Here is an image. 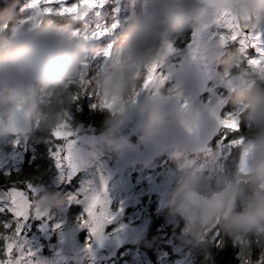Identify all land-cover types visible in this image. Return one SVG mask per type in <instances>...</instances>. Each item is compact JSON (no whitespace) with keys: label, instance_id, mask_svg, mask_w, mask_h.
I'll list each match as a JSON object with an SVG mask.
<instances>
[{"label":"clouds","instance_id":"1","mask_svg":"<svg viewBox=\"0 0 264 264\" xmlns=\"http://www.w3.org/2000/svg\"><path fill=\"white\" fill-rule=\"evenodd\" d=\"M44 5L41 2L26 22L7 32L0 24V148L33 130H62L68 135L63 137L61 151L84 167L104 151H138L139 146L132 145L125 134L129 122L136 118L141 143L162 150L170 130L191 132L204 111L215 114V106L180 103L177 90L165 92L155 80L158 63L176 51L178 40L190 34L194 51L209 63L223 66L218 78L237 107L234 114H238L243 139L238 161L230 169L218 168L205 176L194 170L190 161L178 166L163 196L168 221L185 245L196 246L217 234L243 245L249 236L264 240V57L256 52L260 66L247 61L250 67L240 68L241 47H214L205 39L210 22L233 19L242 22L253 36L259 33L258 46L264 48V0H140L138 8L118 22L116 42L103 49L106 59L90 77L86 76V57L91 38L85 36L96 30L80 32L71 19L64 23L45 19L39 15L45 13ZM169 45L172 51L166 52ZM234 67L239 71L232 73ZM149 69L153 75L145 87ZM150 84L153 90L143 92ZM90 85L93 108L103 114L98 135L72 130L68 123L75 98ZM102 187L107 195L103 183L92 195ZM58 203L55 193L37 185L25 211L42 215ZM33 257L17 231L5 237L0 261L54 264ZM262 260L264 254L256 260L249 258L246 264H261Z\"/></svg>","mask_w":264,"mask_h":264},{"label":"rangeland","instance_id":"2","mask_svg":"<svg viewBox=\"0 0 264 264\" xmlns=\"http://www.w3.org/2000/svg\"><path fill=\"white\" fill-rule=\"evenodd\" d=\"M139 2L140 0H105L102 5L92 7V17L80 24V28H77L76 30L88 33L89 31L97 30V28L107 27L114 21L119 22L123 20V18H125L130 12L135 11L139 6ZM30 3L31 0H28L22 6H20L19 10L23 14V16L20 18L18 23L22 21L26 22L27 18L31 14L36 13L33 8L30 7ZM74 3H79V0H71L70 2H64L62 4L64 6H71ZM44 6L58 8L61 6V3H51ZM48 14L50 13H39V15L43 18H45ZM51 14L55 15L58 13ZM66 18L67 20L68 18L74 19V16H68ZM225 26L226 23L224 21L209 23L205 39H207L210 45L220 48L225 45L226 40L223 42V44H221V35L216 31L217 27ZM12 27H9L8 30H10ZM118 34L119 30L115 29L113 30V32L105 33L99 38L90 39L95 41L87 46L88 55L86 57V62L88 67L86 70V76L90 77L93 74L94 70L104 63L106 58L103 55V49L109 45L114 44L117 40ZM235 41L239 42V37ZM175 47L176 51L166 55L162 59V61L158 63V66L155 69V80L161 83V88H164L165 92L170 89L177 90L179 92L180 103L195 104L201 108H204V106H215V114H212L211 111H204L197 125L191 132L183 128L170 130L168 133L166 146L162 150H182L191 155L204 152V154L207 153L212 158L223 156L229 150L228 145L220 146L218 149L212 151L208 147L209 141L224 124L222 123L221 119V111L225 107L226 102L231 99L229 89L225 87V85L221 83L218 78V74L223 71V66L219 64L209 63V61L205 57H202L200 55L198 50L194 51L192 47L191 35L187 41H184L183 39L178 40L175 44ZM247 49H251V47ZM252 52V58H255L258 53H256V51ZM152 90V85L150 84L146 92H150ZM85 92L87 93L93 105L94 95L92 94V86L90 85L89 88L85 90ZM143 92H145V88L143 89ZM218 98L222 102L218 106H216ZM131 122V125L135 129L134 132L136 133V128L139 127V122L136 118L131 120ZM72 130H78V132L95 135L93 132H89L87 129ZM139 134L141 135V133ZM54 139L60 142L58 146H60L61 148V146L65 142L64 139L57 138L55 136ZM18 144H21V146L26 145L25 138H14V143L0 148L6 149L9 152L8 160L4 164L5 172H9L19 165L17 152L18 150H20V148H17ZM146 147L147 148L145 150V153L143 152L135 158L129 157L130 159L128 158L123 163L116 162V168L114 172L112 173L111 171L112 174L106 177L107 182L105 184V188L107 191L108 203L109 201L117 199V204L119 205L117 215L113 217L110 222H106L103 225V228L106 225H111L112 221L117 220V217L122 214L123 210L128 205L137 200V194L125 186L123 174L129 167L135 166L140 162H147L149 156L152 153L159 152V150H155L147 144ZM56 149L57 147L51 150V153H49V156L50 158H52V161L54 163V174L53 177H51L49 184H21L8 182V184L4 186L8 192L13 187L25 192V210H27L30 205L31 195L35 192L37 185L42 186L48 191H53V193L59 196L63 185L71 182L72 179L81 170L82 167L77 166L76 164H74V162H72L73 166L71 167L67 163H63L61 168H57L56 160L52 155V153L55 152ZM103 153H106L109 156H113L112 152L110 151H104L101 154ZM132 153L133 151H128L120 153V155L123 157H127ZM63 154L64 152L61 151V158L63 157ZM101 154L98 155L93 163L87 165V167L95 164V162L100 159ZM96 169L97 171H99L100 167L97 166ZM200 170L202 169H199V171ZM99 184L100 183L96 181L87 185V187L85 188V192L86 194H88L89 198L93 192L99 190ZM29 185H31V187H29ZM149 191L158 192L164 195L165 187L158 186L156 184H150L147 192ZM12 208L13 205L10 199L8 202L0 204L1 213H9L13 218L20 219L24 223H26L27 229L25 233H23V237L25 239L26 233L31 235L29 241H25L27 242V245L31 252L34 253L33 258L39 257L46 260H52L54 264H93L101 262L102 264H109V261H112L116 258L117 252L120 248L130 245L134 248L128 249V251L131 253V257L127 264L190 263L185 253L179 248L177 250L179 257L173 260H167L165 254L162 252L159 253L156 250V247L153 246V241H144V249H151L153 257L149 258L148 255L143 256L140 253L141 248H138V244L142 241L143 237L141 235V230L144 231L145 229L141 228L140 232H135L129 235H120V233L125 228V226L121 224L120 220L115 223V226H112L111 231L109 232L104 231L102 228L101 239L97 240L94 236H92L87 227H80L79 230L74 233L61 235V233L57 232L56 230L58 228H62V226L65 224V221L60 213L54 212L53 207H51L46 213L42 215H37L29 211L26 217H17L12 211ZM80 231H82L85 236L90 239L88 249H85V244L79 245L78 243L77 236L79 235ZM133 236H135L136 238L132 239ZM160 237H164V235L158 234L154 238L157 239ZM138 250L140 251L139 253Z\"/></svg>","mask_w":264,"mask_h":264},{"label":"trees","instance_id":"3","mask_svg":"<svg viewBox=\"0 0 264 264\" xmlns=\"http://www.w3.org/2000/svg\"><path fill=\"white\" fill-rule=\"evenodd\" d=\"M28 0H0V24H5V30L12 27L19 22L23 14L19 8ZM30 1V0H29ZM69 15L66 14H48L45 19L53 20L57 23H64ZM71 19V18H68ZM72 20L74 29L80 28V24ZM216 31L222 36H228L231 31L228 27H217ZM7 32V31H6ZM190 38V34H186L184 41ZM241 47L239 42L235 40H226L222 48L234 49ZM253 57L251 49H246L242 53V61L240 68H249L247 61ZM232 73L239 71V68H233ZM166 87V86H165ZM164 91V88L162 89ZM237 111V107L233 104L232 99L226 102L225 107L221 111V119L224 121L229 114ZM103 114L95 111L92 107V102L86 92L79 95L76 101L72 104L69 110V125L71 129H87L98 135L102 128ZM131 122V121H130ZM129 122L125 129V134L132 145H138V151L133 152L127 157L112 152L113 156L106 153L101 154L100 159L90 166H84L72 179L71 182L63 185L62 190L58 196L59 203L53 206L54 212H58L63 216L65 224L62 228L56 231L61 235L74 233L81 227L79 224V217L84 215V209L88 204V194L85 188L88 184L99 182L105 186L106 177L112 174L116 168V162L123 163L129 157L135 158L141 153H145L146 144L141 143L140 127L135 129ZM235 126V121H228L227 124L219 129L214 134L208 143L210 150H216L220 146L228 145V152L219 157L212 158L204 152L199 154H188L182 150H162L157 153H152L147 162H140L135 166L129 167L123 174L125 186L137 194V200L128 205L117 217L113 220L111 225H106L103 230L111 231L112 226L120 220L121 224L125 226L120 235L133 234L141 230L142 241L139 242L138 248L145 250L149 258L153 257L151 249H144V241H153L154 247L156 237L158 234H163L165 238H171L172 233L177 230L169 223L166 209L163 207V196L161 193L147 190L150 184L164 186L165 189L168 183L171 182L173 175L177 172L178 166L183 162L190 161L194 170L199 174L210 176L211 172L216 169H230L238 161L240 153V145L233 144L232 141L236 139H243L241 136L242 126L238 131L230 130ZM140 135V136H139ZM14 138H25L26 145L18 144L17 148H23L25 151V162L18 163V167L9 171V175H5V171H0V186H5L10 183H31V184H49L51 177L54 174V163L50 158L49 153L55 149L60 142L54 139L52 131L33 130L24 134L15 136ZM128 152V150L124 151ZM123 153V152H122ZM129 158V159H130ZM100 170L97 171L96 167ZM199 169H202L199 171ZM112 171V173H111ZM53 192V191H51ZM118 200H112L108 203V211L115 217L118 212ZM19 226V234L23 236L27 227L20 219L13 218L9 213L0 212V251L3 249L5 237L10 236L16 232ZM29 229V228H28ZM30 234L26 233L25 240L29 241ZM163 237V238H164ZM79 245L85 244L87 241L90 244V239L80 231L77 236ZM129 246L120 248L117 252L116 258L109 261V264H127L131 253L128 251ZM181 249L189 260V264H246V261L258 259L264 254V240H258L255 237L249 236L247 245L235 242L231 237L225 234H217L212 238L201 241L196 246L185 245L180 243L177 250ZM156 250L162 252L156 247ZM140 251L138 250V253ZM141 253V252H140ZM163 253V252H162ZM167 260H173L179 257L175 253L172 256H166ZM93 264H102L93 263ZM264 264V260L261 261Z\"/></svg>","mask_w":264,"mask_h":264},{"label":"snow or ice","instance_id":"4","mask_svg":"<svg viewBox=\"0 0 264 264\" xmlns=\"http://www.w3.org/2000/svg\"><path fill=\"white\" fill-rule=\"evenodd\" d=\"M44 3L45 5H49L54 2V0H31L30 7L38 8L40 3ZM55 2H60V0H55ZM105 2V0H79V3H74L71 6H64L61 3V6L58 8H53L50 6H45L43 11L45 13H58V14H73V15H83L86 9H90L94 6H100ZM225 23L228 25L229 29H231V34L228 36H221L220 40L223 43L225 40H237L239 37V44L241 46V50L244 52L247 48L252 47L256 52L260 53L262 57H264V48L259 47L260 34L257 33L253 36L251 33H245L242 31L241 25L238 21L233 19L226 20ZM118 25V21H114L111 27H103L97 28V30L89 35L85 36V39L89 38H99L103 36L105 33L111 32ZM246 27V26H244ZM195 35V33H194ZM110 48V45H109ZM172 47L169 45L166 49V52H171ZM108 54V50H105V55ZM248 63L253 66H260V60L256 58L249 59ZM155 65L153 66V68ZM153 75V69H149L148 76L145 78L146 87L150 82ZM77 99V98H75ZM222 101L218 98L216 102V106H218ZM95 107V105H92ZM235 121V126L231 127L230 130L238 131L239 130V117L238 114H229L222 123L227 124L228 121ZM53 135L57 138H63L68 135V133L62 130H55ZM242 142L241 139H236L232 141L233 144H239ZM56 160V167L61 168L63 163H67L70 167L72 165L71 156L69 153L64 152L63 157L61 158V148L57 146L55 152L52 153ZM9 172H5V175H9ZM31 187V185H29ZM8 196L10 197L11 203L13 205L12 211L15 213L17 217H26L28 214L24 209V203L26 200L25 192L23 190H18L15 187L11 188L8 192ZM113 219V215L108 211V200L105 189L102 187L101 191L93 194L89 198V202L84 209V215L79 217V224L81 227H87L89 232L94 236L97 240L101 239V232L103 225L106 222H110ZM123 227V226H121ZM18 233L20 232L19 226L16 230ZM9 249L11 245H8ZM85 248H89V243L85 242ZM0 264H7V261H0Z\"/></svg>","mask_w":264,"mask_h":264},{"label":"water","instance_id":"5","mask_svg":"<svg viewBox=\"0 0 264 264\" xmlns=\"http://www.w3.org/2000/svg\"><path fill=\"white\" fill-rule=\"evenodd\" d=\"M70 1L71 0H60V2L58 3V2H55V0H54L53 4H60V3H64V2H70ZM33 10L35 12L38 11L37 9H34V8H33ZM92 15H93V9L90 8V9H86L82 16L81 15H73V16H74L75 23L80 24V23H83V22L89 20L92 17ZM238 22L241 25L243 32L248 33L250 31V29H248L247 27H244L242 22H240V21H238ZM94 41L95 40H89L87 43V46L92 44ZM251 51H255V49L251 47ZM148 87L145 88V92L148 90ZM25 158H26V156H25L24 149L18 150V152H17L18 161L20 163H23V162H25ZM7 159H8V151L6 149L0 150V169H3V166H4L5 162L7 161ZM9 199H10V197L8 196V191L5 188L0 187V203H6L9 201ZM180 243L181 242L176 237V232L172 233V238L170 240L163 238V237H160V238H157L155 241L156 247L159 250H161L166 256L175 255V253L177 251V247ZM141 254L143 256H146L147 252L145 250H141Z\"/></svg>","mask_w":264,"mask_h":264},{"label":"flooded vegetation","instance_id":"6","mask_svg":"<svg viewBox=\"0 0 264 264\" xmlns=\"http://www.w3.org/2000/svg\"><path fill=\"white\" fill-rule=\"evenodd\" d=\"M0 150H3V149H0ZM8 151V150H7ZM8 156H9V152H8ZM8 160V159H7ZM6 163V162H5ZM4 170V166H3V169H0V171H3ZM0 187H3V186H0ZM5 188V187H3ZM0 204H3V203H0ZM172 238V237H171ZM171 238H168V240H170Z\"/></svg>","mask_w":264,"mask_h":264}]
</instances>
